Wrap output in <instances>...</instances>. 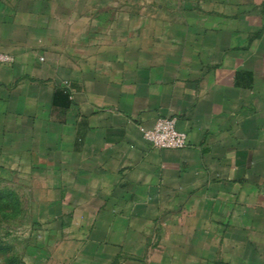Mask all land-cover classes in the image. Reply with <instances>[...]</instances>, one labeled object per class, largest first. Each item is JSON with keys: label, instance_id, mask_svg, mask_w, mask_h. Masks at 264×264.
I'll return each instance as SVG.
<instances>
[{"label": "crops", "instance_id": "1", "mask_svg": "<svg viewBox=\"0 0 264 264\" xmlns=\"http://www.w3.org/2000/svg\"><path fill=\"white\" fill-rule=\"evenodd\" d=\"M0 56V171L66 254L264 264V0H0Z\"/></svg>", "mask_w": 264, "mask_h": 264}, {"label": "rangeland", "instance_id": "2", "mask_svg": "<svg viewBox=\"0 0 264 264\" xmlns=\"http://www.w3.org/2000/svg\"><path fill=\"white\" fill-rule=\"evenodd\" d=\"M46 226L34 192L17 174L0 171V264H79L80 255L66 254Z\"/></svg>", "mask_w": 264, "mask_h": 264}, {"label": "built area", "instance_id": "3", "mask_svg": "<svg viewBox=\"0 0 264 264\" xmlns=\"http://www.w3.org/2000/svg\"><path fill=\"white\" fill-rule=\"evenodd\" d=\"M0 61L10 63L11 58L0 56ZM145 141L158 150H182L189 144V137L177 128L176 118H160L151 129L141 128Z\"/></svg>", "mask_w": 264, "mask_h": 264}]
</instances>
